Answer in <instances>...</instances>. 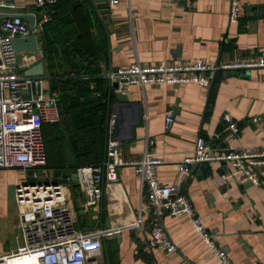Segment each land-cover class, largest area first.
I'll list each match as a JSON object with an SVG mask.
<instances>
[{
	"label": "crops",
	"instance_id": "0c3cea01",
	"mask_svg": "<svg viewBox=\"0 0 264 264\" xmlns=\"http://www.w3.org/2000/svg\"><path fill=\"white\" fill-rule=\"evenodd\" d=\"M261 4L264 0H241V18L233 24L229 20V0H120L111 9L110 18L103 16L92 0H56L43 8L37 6L36 0H17V10L7 14L37 17L35 34L40 50L37 56L20 63L25 67L20 74L42 63L44 88L59 93L51 90L50 78H59L56 82L64 88L63 82L69 80L79 105L64 106L58 94L59 115L69 110L72 114L64 118L62 115L54 133L52 123L43 125L44 142L48 136L53 143L49 150L45 144L47 166L38 170V178L30 169L0 171V214L8 213L7 195L11 190L15 193L21 184H64L70 189L67 207L75 230L112 232L102 238V248L87 264H225L212 253L188 216L163 218L164 228L176 245L174 253L150 246L152 211L148 188L132 167L121 168L118 181L105 184L99 204L88 202L79 179L74 178L76 167L105 160L108 122L115 116L116 133L126 159L140 158L146 151L157 154L163 161L158 168L160 182L181 188L231 263L264 264V165L257 168L261 182L258 186L236 174L229 164H199L192 165L189 174L180 171L181 162L193 153L199 137L210 140L215 147L224 146L217 137L227 126L226 114L240 129L229 142L230 147H264V69L220 71L208 88L196 84L135 85L126 93L132 103L129 106L118 101L119 92L111 91L106 77L136 64L201 60L218 65L264 56V14L258 18L253 12ZM51 7L54 21L46 35L50 39L73 38L69 46L57 48L75 51L76 57L75 64L60 61L64 65L53 70L43 53L48 23H41V15L49 14ZM78 86L92 100L88 110L81 106L87 98L77 94ZM169 110L174 112L175 121L167 130L165 118ZM254 117L261 120L253 123ZM104 118L106 124L102 123ZM149 141H154V146H149ZM202 166L205 171H201ZM10 238L0 237V257L24 246L23 235L18 237L22 245H4Z\"/></svg>",
	"mask_w": 264,
	"mask_h": 264
},
{
	"label": "built area",
	"instance_id": "2783aa9c",
	"mask_svg": "<svg viewBox=\"0 0 264 264\" xmlns=\"http://www.w3.org/2000/svg\"><path fill=\"white\" fill-rule=\"evenodd\" d=\"M120 0H108L110 9H115ZM182 2L184 0H168ZM56 0H36L38 7L54 4ZM230 23L236 24L241 18V0H229ZM18 8L17 0H0V13H13ZM50 20V15H41V23ZM36 33L31 32L28 23L20 18L1 20L0 29V171L24 168L33 171L38 178V170L47 166L45 142L42 127L45 123H58L60 115L57 92L44 88L42 77H27L20 72L25 68L17 58L13 41ZM264 69V56L252 57L212 65L201 60L161 65H140L119 69L106 75L110 89L118 84L116 92L126 94L132 86H179L196 84L208 88L216 80L220 71L242 72ZM35 88L33 93L32 88ZM38 87L40 92L38 93ZM25 94H29L27 98ZM261 119L254 117L253 123ZM175 121L172 110L167 111L165 128L171 129ZM226 128L218 139L224 146L215 147L210 140L199 137L193 153L184 157L180 171L189 174L194 164L226 163L236 174H241L253 185H260L257 168L264 165V147L256 150L232 148L228 144L239 135L240 129L230 114L224 116ZM117 119L112 116L107 128V148L105 160L97 165L83 166L77 170L79 184L90 204H99L107 183L119 179V171L132 167L148 188V203L152 211L150 225L152 236L150 246L161 248L168 253L176 251V245L168 236L163 218L188 216L193 227L212 253L218 255L225 264H232L227 253L213 241L204 228L195 207L177 185H164L158 177L162 159L154 152L146 151L140 158L128 160L116 133ZM154 146V141L148 142ZM228 177L223 176L226 182ZM70 189L64 184H21L15 189L19 208L24 246L16 252L0 257V264H87V260L102 248V238L112 234L100 230L91 233L77 232L67 201ZM15 262V263H14Z\"/></svg>",
	"mask_w": 264,
	"mask_h": 264
},
{
	"label": "trees",
	"instance_id": "16d2710c",
	"mask_svg": "<svg viewBox=\"0 0 264 264\" xmlns=\"http://www.w3.org/2000/svg\"><path fill=\"white\" fill-rule=\"evenodd\" d=\"M48 7H50V6H48ZM53 10H54L53 7H51L50 11H49V14H51L50 20L47 22L48 26H46V29H44V36H43V40H44V44H45V49H44L43 53H44L45 58L48 62L50 70H53L54 68H60L64 64H69V65L71 63L75 64V61H76V59H75L76 57L74 55L75 51H71L69 49H58L57 48L59 45H61L62 47L63 46H69V43H71V41L74 40L73 38H72V40H70L68 37L59 36L56 39H50L46 35L48 27H50L54 21V16L52 14ZM54 37H56V36L54 35ZM60 61H63L64 64H61ZM50 80L52 81L51 90L58 91L59 92L58 94H61V102L64 103V106L67 107V104H70V106L79 105L78 99H75V97H74L75 96L74 95L75 88L73 87V90H72V87H71L72 84H71V82H68L69 80H66L65 83L63 82V84L65 85V87L67 89L64 87H61L60 84L58 82H56V80H59V78L51 77ZM71 90H72V92H71ZM77 94L79 96L81 95V96L87 98V101L85 103L81 104V106L83 107V110L90 109L89 105L92 103V100L88 95L89 93L86 92L85 89L78 86ZM110 98H111V93H110ZM69 114H72V111L69 110L66 113L63 112L62 113L63 118L68 116ZM62 115H60L61 116V120H59L60 122L62 121ZM106 120L107 119L104 118L102 120V123L106 124L105 123ZM56 124L59 125L60 123L58 122V123L50 124L51 129H53L52 133H54V131L56 130L55 127L58 126ZM42 130H44V126H43ZM52 143H53L52 139H50L48 136H46L45 144H46L48 150L50 149ZM100 163H102V161L101 162H94V163H90V164H86V165H80V166H77L76 169L78 170L79 168H81L83 166L97 165Z\"/></svg>",
	"mask_w": 264,
	"mask_h": 264
},
{
	"label": "water",
	"instance_id": "95a60500",
	"mask_svg": "<svg viewBox=\"0 0 264 264\" xmlns=\"http://www.w3.org/2000/svg\"><path fill=\"white\" fill-rule=\"evenodd\" d=\"M92 2L94 4H96L97 9L100 10L101 14L105 17L110 18V13H111V9L109 7V2L108 0H92ZM253 12L257 13V17H261L264 14V4L258 5L256 7L253 8ZM15 17H20L22 19H27L29 21V28L31 30V32L34 30L35 26H36V16L33 14H7V13H0V29H1V20L5 19V18H15ZM15 50L20 53V52H31L34 54H39L40 50H39V45H38V40H37V36L35 33H32L30 36L28 37H24V38H16L13 41ZM118 69L115 71L117 72ZM45 74L44 72V66L42 63H39L38 65L28 69L25 72V76L27 77H43ZM114 89L117 90L118 89V84L115 83L113 85ZM33 93H35V88H32ZM40 92V87H38V93ZM29 96V94H25L24 97L27 98ZM118 101L121 104L124 105H131L132 103L129 102V98L127 96V94L121 93L119 92L116 95ZM224 165H226V163H223ZM197 165L199 164H195L193 165L194 167H197ZM201 171H205V167L202 166L200 167ZM75 179L78 178V175L76 174L74 176ZM78 181V179H77Z\"/></svg>",
	"mask_w": 264,
	"mask_h": 264
},
{
	"label": "rangeland",
	"instance_id": "374dc122",
	"mask_svg": "<svg viewBox=\"0 0 264 264\" xmlns=\"http://www.w3.org/2000/svg\"><path fill=\"white\" fill-rule=\"evenodd\" d=\"M35 56H37V54L31 52L17 53V58L20 63H23L27 59L33 58ZM16 203L15 193H13L11 190L7 195L8 213L5 215H3V213L0 214V237H11L8 241L6 240L3 242L4 245H22V241L19 239L22 237V231L18 224Z\"/></svg>",
	"mask_w": 264,
	"mask_h": 264
}]
</instances>
